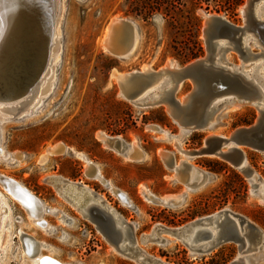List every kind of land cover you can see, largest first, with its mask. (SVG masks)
Wrapping results in <instances>:
<instances>
[{"label": "rangeland", "instance_id": "obj_1", "mask_svg": "<svg viewBox=\"0 0 264 264\" xmlns=\"http://www.w3.org/2000/svg\"><path fill=\"white\" fill-rule=\"evenodd\" d=\"M248 2L57 0L60 59L55 63L57 77L53 90L34 113L10 119L0 117V149L18 152L20 156L25 154L21 164L0 158V172L25 185L51 208L44 217L48 229L43 230L32 222L19 201L0 187L7 196L13 223L10 230H3L1 245L6 248V254L1 264H33L24 254L21 230L25 243L35 248L33 254L37 245L27 242L28 235L44 244L43 254L67 264H138L116 252L97 224L59 194L51 181L58 175L75 182L84 181L102 193L128 223L137 226L135 235L141 246L165 262L231 264L241 256L240 244L233 241L209 252L194 254L175 236L163 234L167 239L164 244L145 242L143 237L151 235L158 224L180 228L224 210L245 216L264 231V204L259 197V193L264 194L263 150L241 147L254 177L219 156L207 154L188 159L180 150L200 151L206 147L209 137L229 138L238 128L253 125L259 117L257 107L253 104L227 107L224 103L219 110H214L208 128L182 131L164 104L143 107L123 96L117 75L142 71L144 66L160 71L167 63L182 68L204 58L208 53L205 22L211 16H222L243 26ZM114 18L134 20L139 25L141 44L130 58L115 56L105 48L107 29ZM250 51L258 55L263 48L255 44ZM53 60L54 57L50 65ZM226 60L239 70L245 62L234 50L227 54ZM192 89L193 82L188 80L175 96L183 101ZM153 125L168 134L150 129ZM103 132L112 137L120 136L129 143L136 142L148 157L141 155L134 157L135 161L128 160L103 144L98 138ZM177 141L181 143L180 148ZM59 143L72 150L49 155L47 162L42 163L47 151ZM167 151L171 156L164 159L162 152ZM77 152L95 161L105 178L122 190L124 198L88 176L87 162ZM171 158L175 165L189 160L198 169L190 177V169L182 167L184 171L178 181L173 167L169 166ZM204 171L212 175L206 184ZM191 180L196 190L186 187ZM148 193L158 197L184 196V201L179 206L156 203L148 199ZM126 199H131L134 205L127 206ZM250 261L264 264V248L254 252Z\"/></svg>", "mask_w": 264, "mask_h": 264}, {"label": "bare ground", "instance_id": "obj_2", "mask_svg": "<svg viewBox=\"0 0 264 264\" xmlns=\"http://www.w3.org/2000/svg\"><path fill=\"white\" fill-rule=\"evenodd\" d=\"M0 4L2 5L1 0H0ZM55 9H56V16H55L56 19H55V25H54L52 36L48 35L49 34L48 30H46L44 31V34L42 35L41 38L36 37L35 35L37 32L35 31V29L37 28V26H35L31 22L28 23V26L26 30L24 31L25 35L23 39L26 40L25 42L26 44H24V49L27 50V52L22 54L21 60H16L14 65L10 67L9 71L6 74L7 83L5 84V88H3L0 91L1 93H5L4 95L8 96V98L6 99L0 97V112L2 114L0 115V117L2 119L23 117V116H27L29 114L34 113L38 105L41 102H43L45 97H47L53 90V87L55 85V80L57 77L56 75V67H57L56 65L57 64L55 65V63H58L60 59V55L59 53H57L60 47L59 37L61 35L60 29H59V23L57 22V0H55ZM1 10L2 9L0 8V43L3 42L4 37H5V32L7 31V28L4 22L5 20L3 18V15L1 14L2 12ZM253 10H254L255 15L260 20L264 21V0L256 2ZM121 20H129V19L114 18L108 26L106 38L104 40L105 46H106L105 48H107V50L110 51L112 54L114 53L110 49V46H111L110 45L111 43L110 35L112 32L113 26L119 23ZM130 21L133 22L135 26V30H134L135 33L132 38V41L124 43L121 48V53L114 54L115 56H119L121 58H130L135 54V52L138 50L141 44L142 38L140 35V31H139V25L134 20H130ZM36 39H40V40L36 41ZM244 44H245V47L249 49L255 44L263 48L262 53L258 55H254L253 57L251 56L245 57V62H244V65H242L243 68L242 70H240V72L243 74L244 77L252 81L257 86L259 90V94L256 98V105L258 104L260 107H264V43L262 42L258 34L254 32H248L244 37ZM226 46H228V42L226 40H221L218 43L217 56H216L217 58L221 57V52H223ZM36 56L38 57L36 58ZM52 57H54L55 60H53L52 64L50 65L49 62L51 61ZM225 60L226 59L221 60L219 61V63L225 64L227 62ZM35 63H36V66L34 65ZM180 68L181 67H177L175 64L167 63V65L160 71H154L150 69L149 66H144L142 71H133L132 73L141 72L143 74H150L151 72H163L165 70H176ZM232 68H234V66ZM132 73H127V74L122 73L119 75H117L118 74L117 73L116 75L118 76L119 84H124L125 86L127 85L128 87L132 86L131 83L128 81V78ZM255 74H257V77L259 78V82L257 81L258 79L257 80L255 79V76H256ZM172 86H173V78L170 76H167L166 78L163 77V78L157 79L148 88H146L144 91L138 94L135 99L127 98L123 90L121 94L138 106L148 107L150 103H157L158 101L166 97L168 91L171 89ZM181 86L182 84L179 86V90ZM24 91L25 93L21 94ZM10 96L11 98H9ZM186 100H187V96L184 98L183 101L181 100L179 101L182 104H184ZM223 100L225 102V105H227V107H229L230 105L234 107H240L244 104L243 100H241L240 98H233L232 95H224V96L217 98L207 108V112H208L207 124L206 126H204V128H208L212 124V121H213L212 114L214 110H216L215 108L217 107L218 103ZM175 121L179 123V126L182 131L192 132L193 130H199V129H195L193 126H188L185 123L182 124L178 120H175ZM149 128L154 131H162L166 135L168 134L166 130L162 129L160 126H157V125L149 126ZM98 138L103 142V144L106 147L111 148L114 151L124 155L128 160L135 161L133 158L137 156H141V155L143 156V158L148 157V153L145 150H143L136 142L129 143L125 141L123 138H121L120 136L112 137L104 132L99 134ZM176 144L180 148L181 143L177 141ZM229 145L231 146L226 151L232 148H240L241 150H243L241 146L235 143H230ZM126 146H127V149L126 151L124 150L125 152H123L122 149L126 148ZM71 150L72 149L68 147L66 144L59 143L55 145L52 149H49L47 151L48 154L42 157L41 162L46 163L49 158L48 157L49 155L57 156L55 154L65 153ZM180 150L188 159H193V158L203 156V155L193 154L192 152L194 151H186L184 148L182 149L180 148ZM243 152L245 153L244 150ZM77 155L87 162L86 172L88 176H91L93 179H96L100 181L101 183L109 186L110 190L115 195L119 196L120 198L122 197L120 193L122 190L116 187L110 180L105 178V176L103 175L101 171L100 166L95 161L88 159V157H86L81 152L79 153L77 152ZM204 155H207V154H204ZM162 156L164 157V159H167L168 157L171 156V153L168 151L162 152ZM211 156H218V155L212 154ZM24 157H25V154L23 153L20 156L18 152H9L5 148L0 149V158L2 159L5 158L15 163L21 164L23 162ZM246 162L247 161H246V154H245V159L243 160L242 163L238 165V167H241L240 169L243 170L244 172H250L251 171L249 170L250 166ZM170 163L171 164H169L167 161V164L173 167V171L175 172V178L178 181H180V179L182 178L181 174L184 171L182 167H186L190 169V177L192 173L194 174V170L198 169L196 165L190 164L189 160L188 161L183 160L181 163H176L175 165L174 159L171 158ZM91 171L93 172L92 174H91ZM250 175H252L251 177H254L255 173L250 172ZM203 176L205 178V181H204L205 184L212 177L211 173L206 172V171H204ZM4 177L9 178L8 176L0 172V187L3 188L7 193H9L14 199L19 201V203L25 209V211L27 212L32 222H34L37 226H39L43 230L48 229L47 228L48 225L44 217L45 215L51 212V208L48 205H46L40 198H38L40 199V202H41L40 204L32 200L23 199L21 196H19L16 193V189L11 185L10 182H6L3 180ZM51 181L54 183V186L58 190L59 194L65 200H67L70 204H72V206L78 209V211L81 212L85 217H86L85 213L88 212V208L92 204L97 203V204H100L103 208H105L108 212L112 213L113 223L115 222L118 227H123V228L126 227V225H121L123 221L128 223V221L125 220L124 216L115 207L112 206L111 202L103 194L98 193L96 190H94L92 187H90L86 183L75 182L71 179H68V178H65L59 175L53 177ZM193 184L194 183L191 180L190 184H186V187L189 190H196L197 188L194 187ZM21 185L25 186L23 184ZM253 192L257 193L254 188H253ZM31 193L35 195L32 191ZM6 197L7 196H5L4 193L0 189V264L3 262V259L6 254V248L2 247L1 245L3 230L4 228H8L10 230L13 227V223L11 220V209L7 203L8 201ZM147 197L150 201L161 203V204H169L170 206H179L184 201V196H181L180 198L175 197V196L158 197L152 193H148ZM259 197H260L261 202L264 204V194L259 193ZM172 198H174V200H172ZM126 201L127 203L125 204L127 206L134 205V202L131 199L129 200L126 199ZM224 211H232V210H224ZM236 214H239V213H236ZM128 224H133V223L129 222ZM133 226L135 229L134 232L136 233L137 226L135 224H133ZM211 227L214 228L213 226ZM161 228H169V227L158 224L156 228L154 229V232L151 235L145 236L144 238L145 242L155 241V242H158L159 244H164L166 243L167 239H165V237H162V236L163 234H168L170 236H175L176 238L181 239L183 242H184L183 239H186L187 243L190 245H193L194 247H199V248L202 247L203 250L199 251L195 249L193 246H190V247L188 246L190 251L194 254H201V253L209 252L210 250H208L207 248L210 247V243L215 238H217L219 235V229L214 228L209 238H203L202 234H198V228H196L193 231H187L186 234L183 236L184 238H179L178 236L170 232H166L165 230ZM258 228L262 231L264 235V231L260 227ZM169 229H178V228H169ZM23 235H24V231L21 230V239H23L24 254L27 257H29V259L32 260L33 264H67L52 255L43 254L41 250H43L44 244L40 241L33 240L34 237H31L32 239H30L29 237L30 235H28V237H26L27 242L28 243L34 242V244L36 243L37 245V250L35 254H33L35 248H33L32 245L30 246L29 244L25 243V238H23L24 237ZM163 240H165V242H163ZM137 245L142 250H144L146 254L151 255L141 246V243L138 240H137ZM111 246L116 252H118V250L113 246V244H111ZM263 248H264V240L253 242V241H250L249 238L244 236V247L240 251L241 256L237 260H243L244 264H253L250 261V256L254 252L262 250ZM246 250H249V251L246 253L245 252ZM155 258L161 260L162 262H165L161 258H158V257H155Z\"/></svg>", "mask_w": 264, "mask_h": 264}, {"label": "water", "instance_id": "obj_3", "mask_svg": "<svg viewBox=\"0 0 264 264\" xmlns=\"http://www.w3.org/2000/svg\"><path fill=\"white\" fill-rule=\"evenodd\" d=\"M256 2L257 0H249L245 8L246 21L243 26H237L221 16H212L205 22L204 37L208 53L204 58L176 70L151 72L150 74L132 73L128 78L132 86L128 87L127 85L119 84L127 98L135 99L138 94L157 79L166 78L167 76L172 77L173 86L168 91L167 96L157 103H150L149 106L164 104L175 120L182 124L193 126L195 129H202L206 126L207 108L221 96L232 95L233 98L243 100L244 104L256 106L259 110V117L253 125L235 130L229 138L223 136L209 137L205 143L206 147L200 151L192 152L196 155L217 154L222 159L232 162L235 166L243 162L245 153L240 148H232L226 151L225 148L230 143L264 151V107L256 105V98L259 94L257 86L244 77L239 68H232L233 64L227 62V64H220L219 61L227 59V54L233 50L239 52L243 58L257 55L245 47L244 44V37L248 32L258 34L264 43V21L260 20L253 10ZM1 3V14L5 20L7 31L3 42L0 43V91L5 88L7 83L6 74L10 67L14 65L16 60H21L22 54L27 52L24 49L26 40L23 37L28 23L31 22L37 26L35 36L41 38L46 30H48V35L52 36L56 19L55 0H1ZM134 30L135 26L130 20H121L113 26L110 35V49L114 54H120L123 44L132 41ZM38 40L40 39H36V41ZM221 40H226L228 46L221 52V57L217 58V47ZM34 65L36 66V63ZM188 80L193 82V89L187 95L186 102L182 104L175 95L179 91V86ZM24 93L25 91L21 94ZM4 94L1 93L0 97L8 98ZM224 103H220L216 111ZM3 180L10 182L16 189V193L23 199L32 200L38 204L41 203L38 197L19 182L7 177H4ZM121 196L123 197L124 194L121 193ZM121 225H126V227H118L115 222L111 221L105 229L101 230L118 252L135 260L138 264H170L146 254L137 245L133 224L123 221ZM211 226L219 229V235L207 248L210 251L223 243L231 241L240 244L242 250L244 247V236L253 242L264 240L262 231L253 222L245 216L232 211H222L178 229H161L179 238H184L183 236L187 231H193L198 228V234H202L203 238H209L214 229ZM144 238L143 240H145ZM30 239L32 238L30 237ZM183 240L187 247L193 246L188 244L186 239ZM194 248L199 251L203 250L202 247ZM248 251L246 250L245 252L247 253ZM231 264H244V262L243 260H235Z\"/></svg>", "mask_w": 264, "mask_h": 264}, {"label": "flooded vegetation", "instance_id": "obj_4", "mask_svg": "<svg viewBox=\"0 0 264 264\" xmlns=\"http://www.w3.org/2000/svg\"><path fill=\"white\" fill-rule=\"evenodd\" d=\"M126 148L122 149L123 152H125ZM125 150V151H124ZM84 182V181H80ZM89 185V184H88ZM91 186V185H89ZM92 187V186H91ZM94 188V187H92ZM95 189V188H94ZM96 190V189H95ZM97 191V190H96ZM98 192V191H97ZM100 193V192H99ZM123 193V192H120ZM102 194V193H101ZM124 194V193H123ZM92 206V207H91ZM88 208V212H86V217L90 220H93L96 224L99 230L105 229L107 225L112 221V213L108 212L105 208H103L100 204L94 203ZM94 206V207H93ZM96 207V208H95ZM101 207V208H100ZM92 208V209H90ZM76 209V208H75ZM97 209V210H96ZM78 210V209H76ZM103 210V211H102ZM93 211V212H92ZM84 212V211H83ZM103 212V213H102ZM109 213V214H108ZM90 215V216H89ZM94 217V218H93ZM96 218V219H95ZM102 218V219H101Z\"/></svg>", "mask_w": 264, "mask_h": 264}]
</instances>
